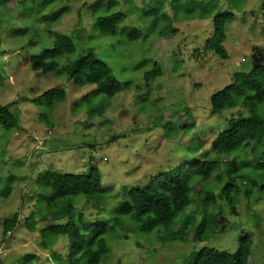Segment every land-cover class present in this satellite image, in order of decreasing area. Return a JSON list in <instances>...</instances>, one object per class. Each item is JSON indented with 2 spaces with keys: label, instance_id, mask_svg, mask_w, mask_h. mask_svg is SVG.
<instances>
[{
  "label": "rangeland",
  "instance_id": "374dc122",
  "mask_svg": "<svg viewBox=\"0 0 264 264\" xmlns=\"http://www.w3.org/2000/svg\"><path fill=\"white\" fill-rule=\"evenodd\" d=\"M45 1L0 0V105L9 106L21 126L12 132L0 128L5 138L0 139V262L21 264L29 254L38 256L34 264L68 261V237L49 238V250L40 247L38 231L53 219L40 221L48 212L44 202L50 191L38 185L39 177L46 171L85 174L94 160L105 202L100 209L86 210L85 227L91 229L99 220L110 228L105 237L108 252L100 264H190V254L203 247L236 252L245 234L253 238L251 264H264V169L259 158L250 148L241 152L239 175L245 177L232 193L237 199L233 212L222 193L227 163L233 158L211 150L232 118L250 113L244 100L253 92L236 94L237 106L219 114L212 112L211 99L235 82V74L251 71L254 54L264 49V0H53L54 8L43 10ZM189 1L196 7L215 3L199 16L188 13ZM149 6L158 13L145 12ZM63 8L56 21L48 20ZM113 12L123 14L121 26L136 31V39L100 36L95 18ZM216 12L235 15L226 28L227 60L204 51ZM171 24L178 33H159ZM23 27L27 33L20 35ZM49 28L71 37L76 50L55 59V70L45 74L32 70L30 60L52 47ZM88 53L96 54L128 86L112 96L83 100L96 85L78 86L71 74ZM156 62L162 76L148 83L144 74ZM55 88L66 96L52 106L44 100L37 103ZM256 113L264 117V99L256 102ZM256 150L262 153L264 144ZM205 160L217 163L211 178L194 185V201L170 229L144 233L131 220L114 222L128 190ZM208 191L216 194L209 206ZM73 199L79 212L84 201L80 196ZM219 210L226 233L211 227L202 235L206 218ZM14 215L18 225L4 236L3 222Z\"/></svg>",
  "mask_w": 264,
  "mask_h": 264
},
{
  "label": "trees",
  "instance_id": "16d2710c",
  "mask_svg": "<svg viewBox=\"0 0 264 264\" xmlns=\"http://www.w3.org/2000/svg\"><path fill=\"white\" fill-rule=\"evenodd\" d=\"M53 0L44 3L43 10L52 9ZM190 2V3H189ZM188 13L200 12L199 16L215 3V1L205 2L201 7L191 5L189 1ZM264 8V3H263ZM157 14L156 7L149 6L145 12ZM65 12L61 9L58 13L50 16V22L56 21ZM187 14V13H186ZM235 18L231 12H216L213 17L212 35L206 40L204 51L213 53L221 60H227L229 53L225 47L227 24ZM124 20L123 14L113 12L103 14L95 18V26L100 36L118 37L121 35L125 39H136L139 35L136 31L131 32L129 28L122 27ZM156 25V23H154ZM52 40V47L45 50L41 55L33 56L30 60V67L34 71L51 73L55 70V59L71 54L76 50L74 40L60 33H54L49 28ZM178 30L171 25L165 26L160 30L161 35L178 33ZM25 35L27 30L23 27L18 32ZM125 36V37H124ZM162 76V69L159 63H154L151 70L144 74L146 82L150 83L157 77ZM264 65L249 72H239L235 74V82L218 91L212 96V112L222 113L225 110L233 109L237 106L236 94L253 92L245 97L244 105L249 109V115H239L229 121L228 128L221 132L211 144V150L216 155H229L233 159L227 163L225 177L227 183L222 190L224 198L231 204L237 199L232 196L234 190H238L236 183L243 179L244 175H239L241 166V152L250 148L254 156L259 158V165L264 169V151L257 152V148L264 144V117L256 113V102L264 99ZM71 80L78 86L84 84L96 85V88L82 99L88 101L91 96L105 94L112 96L121 91L127 83H121L114 76L111 69L101 61L94 53H88L77 61L71 74ZM66 93L63 89H51L37 103L44 100L52 106L57 99L64 98ZM0 128L6 132L21 130L17 117H15L7 105H0ZM4 141L5 138L0 137ZM1 140V141H2ZM7 142V139H6ZM217 163L214 160H205L184 164L172 171L160 174L150 180L149 184L143 188H132L124 195L117 210V217L114 219L116 224L123 220H131L132 223L140 226L144 233L153 232L159 229H170L175 225L180 216L186 212L194 201L196 183L203 185L211 178ZM220 181L223 176H218ZM49 183V184H48ZM41 188L48 186L50 196L44 203L48 207V212L40 218L41 222H48L53 219L50 226L41 228L39 244L43 250H49L51 242L49 238L68 237L70 242L68 261L65 264H100L102 258L108 252L106 234L110 230L108 226L96 220L91 224L92 228L85 227V212L91 207L100 209L104 201V190L102 187L101 172L92 160L89 171L85 174H64L56 171H46L39 177ZM44 189V188H43ZM215 192H207V206L210 201L215 203ZM80 196L84 204L78 208L73 197ZM232 211L235 212L233 204ZM83 213V214H82ZM35 212L30 219L35 218ZM222 211L219 210L216 216L209 215L206 223L203 224L202 235L207 233L211 227L218 228L221 234L226 233L225 226L220 224ZM18 215L3 222L4 236L13 232L18 225ZM34 223L30 226H33ZM85 230V232L83 231ZM253 238L251 234L242 235L236 252L227 253L215 248L203 247L199 251H194L188 258L190 264H251V250ZM38 259L36 254H29L23 257L21 264H34ZM0 264H3L0 262Z\"/></svg>",
  "mask_w": 264,
  "mask_h": 264
},
{
  "label": "water",
  "instance_id": "95a60500",
  "mask_svg": "<svg viewBox=\"0 0 264 264\" xmlns=\"http://www.w3.org/2000/svg\"><path fill=\"white\" fill-rule=\"evenodd\" d=\"M260 51L261 52H259V51L256 52L253 56L252 63H253L254 69H258L264 65V49H261ZM258 54H259V56H258Z\"/></svg>",
  "mask_w": 264,
  "mask_h": 264
},
{
  "label": "flooded vegetation",
  "instance_id": "af4514ba",
  "mask_svg": "<svg viewBox=\"0 0 264 264\" xmlns=\"http://www.w3.org/2000/svg\"><path fill=\"white\" fill-rule=\"evenodd\" d=\"M258 56H259V54H258Z\"/></svg>",
  "mask_w": 264,
  "mask_h": 264
}]
</instances>
